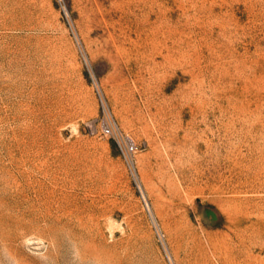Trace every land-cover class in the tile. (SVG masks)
Wrapping results in <instances>:
<instances>
[{
	"label": "rangeland",
	"instance_id": "1",
	"mask_svg": "<svg viewBox=\"0 0 264 264\" xmlns=\"http://www.w3.org/2000/svg\"><path fill=\"white\" fill-rule=\"evenodd\" d=\"M0 264H264V0H0Z\"/></svg>",
	"mask_w": 264,
	"mask_h": 264
},
{
	"label": "built area",
	"instance_id": "2",
	"mask_svg": "<svg viewBox=\"0 0 264 264\" xmlns=\"http://www.w3.org/2000/svg\"><path fill=\"white\" fill-rule=\"evenodd\" d=\"M103 106L104 102L102 101ZM91 134H101L114 138L122 152L125 162L127 163L130 173L133 177L136 176V168L134 163V157L139 151L138 144L128 135H124L121 128L117 124L114 118L109 115H104L96 119V121H90L88 123Z\"/></svg>",
	"mask_w": 264,
	"mask_h": 264
},
{
	"label": "bare ground",
	"instance_id": "3",
	"mask_svg": "<svg viewBox=\"0 0 264 264\" xmlns=\"http://www.w3.org/2000/svg\"><path fill=\"white\" fill-rule=\"evenodd\" d=\"M221 262V261H220Z\"/></svg>",
	"mask_w": 264,
	"mask_h": 264
}]
</instances>
